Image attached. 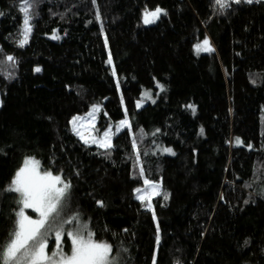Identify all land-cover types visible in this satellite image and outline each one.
I'll return each instance as SVG.
<instances>
[{
	"label": "trees",
	"instance_id": "1",
	"mask_svg": "<svg viewBox=\"0 0 264 264\" xmlns=\"http://www.w3.org/2000/svg\"><path fill=\"white\" fill-rule=\"evenodd\" d=\"M228 4L37 0L20 47V0H0V245L21 207L7 189L33 156L70 182L53 224L71 221L66 253L87 224L115 264H264V0ZM205 37L214 51L197 53ZM143 89L155 100L138 108ZM94 104L130 124L110 149L71 127ZM145 179L160 183L151 208Z\"/></svg>",
	"mask_w": 264,
	"mask_h": 264
},
{
	"label": "snow or ice",
	"instance_id": "2",
	"mask_svg": "<svg viewBox=\"0 0 264 264\" xmlns=\"http://www.w3.org/2000/svg\"><path fill=\"white\" fill-rule=\"evenodd\" d=\"M37 0H20V11L23 13L22 20V38L18 41L19 46L23 47L28 43L29 36L32 31L31 21L33 19V13L30 11ZM236 3H240V0H235ZM251 3L252 0H247ZM217 5L221 7H229L228 0H215ZM164 12L160 7L155 10L145 9L143 19L145 24L154 23L159 19L160 14ZM2 15V13H0ZM54 38L59 39L54 35ZM107 43V40H105ZM194 49L197 53L212 52L214 49L211 47L210 41L205 37L200 43L194 45ZM9 62L14 61V57L7 56ZM109 62H111V56H109ZM35 71H41L40 68H36ZM161 90H163L161 86ZM144 97L151 99V93L145 91L142 94ZM143 101H138L139 107ZM97 105L93 106V110L88 113L89 117L95 118V112L98 110ZM193 108L194 106L189 105ZM83 120L82 117H73L72 124L77 131V135L80 136L85 143L91 142L99 144L101 148L110 149L111 144V128L106 129L103 136L99 139L90 134L86 136L84 132L80 131L77 127V121ZM130 124L127 120H121L118 122L116 132L121 130V127H129ZM91 128H95V125H90ZM159 131V129H157ZM203 132V129H201ZM154 135V134H153ZM236 143H242L239 138H236ZM133 147H136L135 139L133 140ZM165 152H171L170 148L162 149ZM137 161H139V153L137 152ZM143 175V168L140 169ZM145 185L149 186V189H144V195L138 196V199L145 200L148 203L147 207L151 208L152 196L161 195L159 188L160 185L157 182L149 181L145 179ZM62 185V186H60ZM70 182H65L60 175H54L51 171L39 170V161L34 158H27L24 165L16 172L11 185L7 190L20 193L22 204L19 212L17 213L16 227L11 234L9 242L5 245H0V261L2 264H114L111 254L113 253V246L104 241L95 240L94 233L84 230L88 225L83 224L77 230H69L66 235L71 240V251L66 253L63 249V236L65 232L63 230L64 223H71V221H62L55 231V249L49 254V236L53 229V224L59 217V213L62 204L67 196L70 188ZM140 193L142 190L137 188L135 190ZM167 195H164V199H167ZM98 204H103L102 201H98ZM25 208L33 209L38 213V218L33 219L27 215L24 211ZM159 239V238H157ZM155 264V262H154Z\"/></svg>",
	"mask_w": 264,
	"mask_h": 264
},
{
	"label": "rangeland",
	"instance_id": "3",
	"mask_svg": "<svg viewBox=\"0 0 264 264\" xmlns=\"http://www.w3.org/2000/svg\"><path fill=\"white\" fill-rule=\"evenodd\" d=\"M203 41V40H202ZM202 41H200V42H202ZM200 42H196L194 45H196L197 43H200ZM195 50V49H194ZM196 51V50H195ZM197 52V51H196ZM160 88H161V86H159ZM145 91H149L150 93H151V99H148L147 97H144L142 94L145 92ZM145 99H147V101H151V102H153L154 100H155V95L152 93V90H150V89H143L142 90V92H141V97H140V99L139 100H137L136 101V106H137V102L138 101H143V103L139 106V107H142L143 105H145V103H147V101L145 100ZM0 104H1V97H0ZM94 105H97V106H99L98 107V110L95 112V118L93 119L92 117H89L88 116V113H90L92 110H93V106ZM94 105H92L91 107H90V109L88 110V112L87 113H85V114H79V115H74L73 117H82L83 118V120H78L77 121V127L79 128V130L80 131H82V132H84V134L86 135V136H88L89 134L91 135V136H95V137H97L98 139L100 138V137H102L103 136V133H104V131L106 130V129H109V128H111V131H112V133H114V134H116V133H118V132H116V127H117V124H118V122L119 121H121V120H126V119H121V120H119L117 123H112L111 121H108V120H105L104 118H102V116H101V113H102V109H101V106H100V104H94ZM138 107V106H137ZM138 107V108H139ZM73 117H72V119H71V127H72V129H73V131H74V133L77 135V131L74 129V127H73V124H72V120H73ZM90 125H95V128L93 129V128H91L90 127ZM124 127H121V130L123 129ZM120 130V131H121ZM113 134V135H114ZM113 135H111V144H112V137H113ZM79 138H80V136L79 135H77ZM81 139V138H80ZM82 140V139H81ZM82 141H84V140H82ZM85 142V141H84ZM89 144H94V143H91V142H88ZM94 145H98L99 146V144H94ZM164 148H170L172 151L171 152H165V151H163L162 149H164ZM161 151L162 152H165V153H167V154H173L174 153V150H173V148H171V147H161ZM27 158H34L36 161H38V159L37 158H35V157H33V156H26L25 158H24V160H23V163H22V165H21V167L24 165V162H25V160L27 159ZM20 167V168H21ZM19 168V169H20ZM18 169V170H19ZM17 170V171H18ZM39 170L41 171V172H43V170L41 169V167H40V163H39ZM53 173V172H52ZM54 175H60V174H57V173H53ZM150 181V180H149ZM154 182V181H153ZM158 183V182H157ZM159 185H160V183H158ZM60 186H62V185H60ZM140 189L142 190L140 193H137V197L138 196H143L145 193H144V189H149V186L148 185H144V186H142V187H140ZM150 190V189H149ZM159 191H160V188H159ZM19 195H20V193H18ZM20 197H21V195H20ZM153 197V196H152ZM141 200V199H140ZM142 202H143V205H144V207H146V208H149V207H147L146 206V204L148 203L147 201H145V200H141ZM21 207H22V204H21ZM20 207V208H21ZM24 211H25V213L27 214V215H29V216H31L33 219H36V218H38V213H36L33 209H30V208H25L24 209ZM29 211H32V212H34L35 214H30L29 213ZM59 226H57L56 228H58ZM56 228H54V229H52V232L50 233V236H49V248H48V251H49V254H51V251L52 250H54L55 249V231H56ZM63 249H64V251H65V243H64V241H63ZM113 261H114V259H113ZM114 264H115V261H114Z\"/></svg>",
	"mask_w": 264,
	"mask_h": 264
}]
</instances>
